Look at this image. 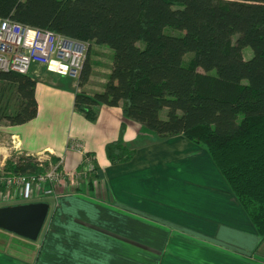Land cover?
Instances as JSON below:
<instances>
[{
    "label": "trees",
    "instance_id": "obj_1",
    "mask_svg": "<svg viewBox=\"0 0 264 264\" xmlns=\"http://www.w3.org/2000/svg\"><path fill=\"white\" fill-rule=\"evenodd\" d=\"M4 18L86 43L73 109L94 122L100 105L120 107L124 119L141 125L135 145L181 135L205 148L264 237V0H0ZM91 44L108 47L112 58L102 91L88 94ZM0 82L17 97L11 109L0 105V120L18 125L34 118L36 81L8 70L0 71ZM124 131L121 123L105 145L110 163L134 154ZM40 164L27 154L5 161L19 174L40 171ZM91 165L88 192L97 177Z\"/></svg>",
    "mask_w": 264,
    "mask_h": 264
},
{
    "label": "crops",
    "instance_id": "obj_2",
    "mask_svg": "<svg viewBox=\"0 0 264 264\" xmlns=\"http://www.w3.org/2000/svg\"><path fill=\"white\" fill-rule=\"evenodd\" d=\"M34 65L37 114L18 125L0 120V166L13 151L50 153L71 172L88 154L97 177L92 192L55 197L40 240L0 229V264H264V237L205 148L181 135L135 145L141 125L124 119L120 107L100 105L90 122L73 109L77 79ZM93 74L92 67L83 87L88 94L105 82L93 83ZM121 123L123 140L135 151L113 164L105 145L118 137ZM220 232L243 237L229 244Z\"/></svg>",
    "mask_w": 264,
    "mask_h": 264
},
{
    "label": "built area",
    "instance_id": "obj_3",
    "mask_svg": "<svg viewBox=\"0 0 264 264\" xmlns=\"http://www.w3.org/2000/svg\"><path fill=\"white\" fill-rule=\"evenodd\" d=\"M87 44L65 37L51 30L22 24L9 18L0 19V71L28 73L32 64L43 66L59 76L77 79L86 57ZM78 148V143H72ZM91 157L82 161L80 173L86 174L92 168ZM57 171L52 168L37 178L38 181L57 180ZM34 180V177H31ZM21 183L19 189L13 188ZM30 180L16 175L0 173V185L4 187V198L12 194L15 199L28 198L31 192Z\"/></svg>",
    "mask_w": 264,
    "mask_h": 264
},
{
    "label": "rangeland",
    "instance_id": "obj_4",
    "mask_svg": "<svg viewBox=\"0 0 264 264\" xmlns=\"http://www.w3.org/2000/svg\"><path fill=\"white\" fill-rule=\"evenodd\" d=\"M172 33H175L174 31ZM91 47V45H90ZM102 50H95L96 48H90V60L92 63V67L94 69V74L92 75V82L93 83H101L103 80L106 79V75L109 72V66L112 58V51L102 45L100 46ZM243 57L248 59L252 55V51L249 47H245L243 49ZM186 57V56H185ZM34 64L31 65L29 73H31V68ZM35 66V65H34ZM41 66V65H40ZM31 77L36 79V76L33 75V73L30 74ZM67 80H74L75 78L68 77ZM17 100L16 93L14 91V88L10 86L7 83H1L0 82V105L1 106H8L9 109L13 108V105L15 104ZM76 112V111H75ZM165 116V110L161 112V117ZM145 142H148V140H141L139 144H144ZM75 143V142H74ZM76 144V143H75ZM12 154H25L22 152H11L9 157ZM35 156L38 161H40L39 167L41 168L40 171L29 173V174H19L16 172L11 171V169L7 168L5 163L0 166V173L4 176L7 175H16L26 177V180H30L31 184V192L28 198H18L15 199L12 197V194L8 196V200H6L4 197V187L0 185V205L3 204H11V203H28V202H47L49 204V207H52L53 200L55 197L64 192H80V193H88V187L86 183H84V180L90 177L88 174L80 173L79 167L75 169L74 171H67L65 170L62 165L61 161L57 156L50 154V153H42L40 155H32ZM88 157V156H87ZM52 168H55L58 175L57 180L52 181H38L37 178L40 177V175L45 174ZM31 177H34V180L31 179ZM83 181V182H82ZM83 183V184H82ZM22 186L21 183H16V185L13 188V192L15 189H19ZM81 187V188H80ZM47 221V219H46ZM46 221L43 225V228L40 231V234L37 238V240H40L42 237L43 232L46 228ZM243 235V234H241ZM240 233L233 232V233H224L220 232V236L222 240H225V242L229 244H237L240 242L243 236H241ZM14 236V235H13ZM14 239V241H18V238H11ZM25 243V242H24ZM20 245V244H17ZM245 249V248H244Z\"/></svg>",
    "mask_w": 264,
    "mask_h": 264
},
{
    "label": "water",
    "instance_id": "obj_5",
    "mask_svg": "<svg viewBox=\"0 0 264 264\" xmlns=\"http://www.w3.org/2000/svg\"><path fill=\"white\" fill-rule=\"evenodd\" d=\"M49 212L47 202L0 206V229L29 241H36Z\"/></svg>",
    "mask_w": 264,
    "mask_h": 264
}]
</instances>
